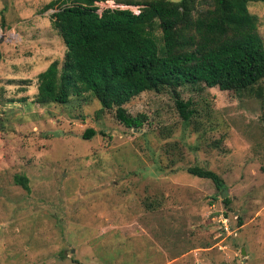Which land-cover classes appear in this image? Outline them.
<instances>
[{"label": "rangeland", "instance_id": "374dc122", "mask_svg": "<svg viewBox=\"0 0 264 264\" xmlns=\"http://www.w3.org/2000/svg\"><path fill=\"white\" fill-rule=\"evenodd\" d=\"M48 1L0 0V264H264L259 100L186 84L185 123L171 89L144 91L123 105L140 129L89 92L39 104L37 74L65 53ZM248 9L264 41V1Z\"/></svg>", "mask_w": 264, "mask_h": 264}, {"label": "trees", "instance_id": "16d2710c", "mask_svg": "<svg viewBox=\"0 0 264 264\" xmlns=\"http://www.w3.org/2000/svg\"><path fill=\"white\" fill-rule=\"evenodd\" d=\"M104 0H49L51 23L65 45L64 58L37 74L36 101L65 103L71 94L89 92L104 109L128 128L140 129L144 113L131 115L123 106L144 91L171 89L182 120L195 112L191 99L183 100L177 88L218 87L260 102L264 120V41L249 12L250 1L264 0H114L139 6L104 8ZM94 134L87 128L82 137ZM219 146V143H215ZM187 172L206 178L217 189L220 175L197 164ZM14 181L29 190L28 178ZM224 205H229L225 198ZM241 223V221H239Z\"/></svg>", "mask_w": 264, "mask_h": 264}, {"label": "built area", "instance_id": "2783aa9c", "mask_svg": "<svg viewBox=\"0 0 264 264\" xmlns=\"http://www.w3.org/2000/svg\"><path fill=\"white\" fill-rule=\"evenodd\" d=\"M97 6V12L100 13L104 8H111V9H129L134 13L139 12V6L131 5V4H124V3H117L114 0H104L100 2H95L94 4Z\"/></svg>", "mask_w": 264, "mask_h": 264}, {"label": "water", "instance_id": "95a60500", "mask_svg": "<svg viewBox=\"0 0 264 264\" xmlns=\"http://www.w3.org/2000/svg\"><path fill=\"white\" fill-rule=\"evenodd\" d=\"M222 196L224 197V196H225V194L223 193V194H222Z\"/></svg>", "mask_w": 264, "mask_h": 264}]
</instances>
